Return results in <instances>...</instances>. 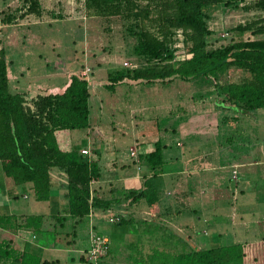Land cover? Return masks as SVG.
Returning a JSON list of instances; mask_svg holds the SVG:
<instances>
[{
  "label": "trees",
  "instance_id": "obj_1",
  "mask_svg": "<svg viewBox=\"0 0 264 264\" xmlns=\"http://www.w3.org/2000/svg\"><path fill=\"white\" fill-rule=\"evenodd\" d=\"M21 1L29 4L26 13H39V0ZM20 7L11 9L4 5L5 9H0V24L21 18L24 13H17ZM231 8L255 13L234 23L229 28L232 37L224 36L227 41L210 45L209 36L215 35L216 30L208 28V21L217 10L225 12ZM83 9L86 16L120 17L134 38L133 51L138 56L136 66L108 73L102 83L106 90L112 92L124 79L140 83H163L174 78L201 79L210 81L221 96L218 100L232 109H264V0H83ZM177 27L183 32L181 50L169 46L172 29ZM228 70H233L237 77L219 85L216 76ZM87 86L88 81L74 72L59 87L35 93L11 91L7 84L4 51L0 47V170L6 195L15 199L25 194L33 202L51 203L54 198L51 169L60 171L64 178L59 208L51 204L46 213L0 215V228L17 236L20 230L30 238L37 237L35 244L29 240L21 242L22 247L17 252L9 247L12 237L8 242L0 238V264H58L57 259L45 261L41 256L42 246L54 244L81 250L78 260L92 264L85 262L90 228L107 238L104 258L112 250L109 247L112 238L92 221L91 212L98 209L105 212L103 220L109 226L115 225L133 234L134 239L127 242V248L137 255L129 253L130 263L126 264H264V237L167 251L163 250L166 245H176L180 240L161 220L141 221L143 226L138 231V222H132L125 214L107 210L117 199L103 198L92 186L99 178L97 152L90 148L86 160L77 148L71 147L70 141L73 129L89 126ZM156 144V154L149 151L144 156L139 155L151 176L164 170L159 142ZM147 190L144 179L142 184L125 188L124 197L131 203L145 199L149 209L155 210L154 201L149 200L155 195ZM106 214L118 215V221L108 223ZM158 226H162V232L167 231L168 238L158 233ZM159 235L163 237L161 241L153 240ZM144 236H149L145 244L150 248L140 255L138 246ZM159 245L164 246L160 249ZM103 258L97 259L96 264H105Z\"/></svg>",
  "mask_w": 264,
  "mask_h": 264
},
{
  "label": "rangeland",
  "instance_id": "obj_2",
  "mask_svg": "<svg viewBox=\"0 0 264 264\" xmlns=\"http://www.w3.org/2000/svg\"><path fill=\"white\" fill-rule=\"evenodd\" d=\"M3 5L0 0V9L4 8ZM251 12L254 11H244L242 8H231L225 12L217 10L216 16L211 18L213 28L217 30L215 35L209 36L210 45L217 46L227 41V37L216 36L226 29L232 37L229 28L235 20ZM33 23L12 22L10 26L17 38L9 42L0 39L9 90L35 93L53 86L59 87L70 73L88 67L87 119L92 129L90 141L86 129H73L71 147L80 151L84 148L82 146L88 145V154L84 155L86 160L89 149L97 147L102 155L101 163L106 160L114 162L116 165H112L111 170L118 175L123 173L125 177L128 176L127 171L136 174L143 170L142 159L137 160L136 149L143 156L149 151L156 154V142H159L161 165L166 171L151 176L144 170L147 173L145 185L154 190L148 189L147 192L170 198L175 192L171 186L176 180L183 191L190 185L196 193L202 189L201 192L217 197L212 203L216 202L220 208L217 206L215 211H206L209 206L198 209L190 200H182L180 207L184 211L196 209L192 218L194 232L186 231V226L181 223L180 227L183 228L174 229V232L180 235L182 241L186 235L189 240L177 243L178 246L168 244L164 248V245H159L158 248L167 251L176 248L188 250L189 247L205 248L264 236V109H232L218 100L221 96L215 92L216 87L210 81L201 79L184 81L174 78L163 83L124 79V82L114 86L112 92L108 91L102 86L107 74L125 71L129 67L123 66L122 62L136 64L138 58L133 51L134 38L127 32L120 17L86 16L83 12L74 11L70 14L62 7L60 15H55L54 20ZM236 77L233 70H228L218 74L216 81L224 85ZM104 145L110 151L106 156L102 153ZM129 148L134 149L133 159L137 160L136 163L128 157ZM183 162H186L185 166ZM188 165L192 167L189 169ZM178 168L183 169L179 175L172 173ZM1 174L0 170V181ZM60 174L58 170L51 171L56 184L61 183ZM197 184H201V187ZM125 188L128 189L126 186L118 187L115 197L123 199ZM0 200L5 207V193ZM12 200L15 208L10 207L11 214H32L39 210L38 206L31 207V199L25 201L22 196H17ZM4 214L6 212H0V215ZM131 215L134 220H139L141 216L138 212ZM205 216L209 218L206 224L203 223L207 220ZM169 219L163 217V224L172 230ZM182 219L185 221L186 218ZM216 223L221 224L219 232L212 231L211 226ZM88 224L91 223L88 221ZM116 228L118 226L112 225L110 229ZM161 234L165 237L167 231ZM36 238L32 239L36 242ZM199 238L207 239V242H201ZM51 248V258L60 259L62 246L54 244ZM148 248L145 241H141L139 254H144ZM126 250L124 245L117 246V258L126 254ZM131 252L137 255V252ZM80 253L79 249L71 250L64 259L69 255L72 257L71 264H84L78 260Z\"/></svg>",
  "mask_w": 264,
  "mask_h": 264
},
{
  "label": "crops",
  "instance_id": "obj_3",
  "mask_svg": "<svg viewBox=\"0 0 264 264\" xmlns=\"http://www.w3.org/2000/svg\"><path fill=\"white\" fill-rule=\"evenodd\" d=\"M3 2L2 4L5 5V7L10 6L11 9H14L15 7L12 5H6L8 0H3L1 1ZM39 13L35 15V17L37 18V21L34 22L33 24H37V23H41V22H50L51 20H54V14L55 13H59L63 7V10L66 8L68 10L69 5L67 3H65L62 0H39ZM3 5V6H4ZM77 7V6H75ZM65 14V13H64ZM21 24H32V23H21ZM11 23L9 24H5L2 25L1 24V30H0V39L3 40L5 39L7 42L12 41L13 39L17 38V34L15 32H12V27L10 26ZM78 72V71H76ZM90 81L93 80L92 76H90ZM96 81V80H95ZM56 87V86H53ZM93 128V127H92ZM86 135L88 136L90 134L91 126L86 129ZM71 136V134H70ZM91 135H89V137L87 139L90 138ZM71 138V137H70ZM90 141V139H89ZM91 142H93V140H91ZM100 142V141H99ZM94 143V142H93ZM103 145V143H102ZM84 148H88V145L82 146ZM105 149L102 153L104 154V156L107 155V153L109 151L108 147L106 145L103 146ZM106 147V148H105ZM108 149V150H107ZM96 152H97V163L99 166V178L96 182L92 183V186L95 188V190L97 192H99L103 198L105 199H117V201L114 203H111V205L109 206V208L107 210L113 211V212H119L121 214H125L126 218L130 219L132 222H138V231H140V228L143 226L140 222L141 221H152L153 219H159L163 222V217H169L171 220V227L173 228L172 230L170 229V231L174 234H176L179 237V244L181 243H185V240L188 239L186 235V237H184V241H182L180 239V235L178 233L174 232V229L176 230H181L182 228L181 223H183V226H186V231H193L194 232V226H193V221L192 218L194 219V213L196 211V209H189L188 212L184 211V208H181L180 206L182 205V200H190L195 206H197L198 209H204L205 206H209V208H206L208 211L212 210L215 211V208L218 206V208H220V205L216 204V202H213V200H217V197L215 196V194H206L201 192L202 189L199 190L198 193H196L194 190H191V186L187 185L185 191H183V188L181 185H179V182H177L176 180L173 181L172 183V190L175 192H172L173 196L169 198V196H161L160 194L155 195L153 199L149 198V200H153L154 205H155V210H151L149 209V202L146 201L145 199H143V201L138 200L135 203H131L129 202V200H126L125 197H123V199L121 198H116L115 197V193L118 191V187H131V186H137L139 184H142L144 177L147 173H145V169L144 166L142 172H137L136 174H133L132 172H126L128 173V176L123 177V173L121 174H115V172L111 169H113L112 165H116L114 164V162H111L110 160H106L104 161V163H101V153L100 151L97 150V147L95 148ZM136 153H137V160H139V155L140 151H137L136 149ZM128 157L130 158V156L128 155ZM133 159V157H131ZM134 160V159H133ZM137 160H134V162L136 163ZM139 162V161H138ZM137 162V163H138ZM108 163V164H107ZM183 166H185L186 162H183ZM119 166H122L120 164H117ZM116 167V166H114ZM138 166H136V169ZM190 167L188 165V168L190 169ZM182 168V167H181ZM53 170H56L54 168H52ZM51 169V171H52ZM166 171V169H164ZM183 169L178 168V170H173L172 173L179 175L182 172ZM193 170V169H192ZM51 171H50V177H51V182H52V195L54 196L53 198V203H47V202H32L33 204H31V207H35L38 206L39 210H37L36 212H31L32 214L35 213H46L49 206L51 204L56 205L58 208L59 206V198L61 196V187H63V181L64 178L62 176V174H60L58 177H60L61 179V183L56 184V182L54 180H52V176H51ZM2 176V174H1ZM143 176V179H140ZM162 176V175H160ZM159 177V176H158ZM146 178V177H145ZM159 181H157V183L159 184L160 182V178L158 179ZM198 183V180H197ZM203 183V181L201 182V184ZM177 184V185H176ZM188 184V183H187ZM201 184H197L199 187H201ZM57 185V186H56ZM147 189H151V187H147ZM0 190H1V194H0V199L3 198V194L5 193L6 199H7V205L4 207L3 202L0 200V212H6V215H8L10 213V207L15 208V203H13L14 201L12 199H9L8 196L6 195V186L2 177V180L0 181ZM152 191H154L153 189H151ZM194 192V194L192 193ZM196 193V194H195ZM22 198H24L25 201H27V197L25 196V194L22 195ZM148 200V197H147ZM5 203V204H6ZM31 203V202H30ZM187 203V202H186ZM13 204V205H12ZM27 204V203H25ZM207 204V205H206ZM40 205H42L40 208ZM217 208V209H218ZM5 209V210H4ZM140 213V219L139 220H134L135 218H133V216L131 214L133 213ZM142 213H144L145 215H142ZM170 213V215H169ZM219 213V212H218ZM11 214V213H10ZM30 214V213H28ZM214 214V213H212ZM91 217H92V221L94 222L96 227H100L101 228V232L106 233L107 236L109 234V237L112 238L111 242H110V246L111 247V251H109V253L106 254V256L103 258V262H105V264H126V263H130L127 262V256L130 253V249L126 250L127 253L123 254L121 257L117 258V252L115 251L117 246L120 245H124L126 249L127 248V242L130 240H133L134 237H132L133 234H130L129 231H123L121 229V227H118L116 229H110L111 226H109V224L105 223L103 220V215H105V212L101 211L100 209L95 210L93 212H91ZM217 215L218 217H221L219 214H214ZM145 216V217H142ZM210 216V214L208 215V217ZM235 216V214H234ZM182 217L186 218L185 221L182 219ZM204 219H207V217L205 216ZM208 220L203 221V223H208ZM214 225V226H213ZM212 227V231L213 232H219L218 230L222 229L221 228V224L220 223H216L213 224ZM218 225V226H216ZM162 226H158L157 229L158 233L162 232L161 229ZM260 227V226H259ZM168 229V227H167ZM20 235L17 236V234L12 233L10 230L8 229H4V228H0V238L3 239L4 241L8 242V238L12 237L13 240L10 241L9 243V247L16 250L15 252H17V250L19 251L22 247V243L23 241H27L29 240L30 243L35 244L36 242L32 239V237L30 238L28 235H24L22 233V231L19 230ZM113 233V235H112ZM157 234V232H155V235ZM23 235V236H22ZM143 234L140 233V236H142ZM108 237V238H109ZM167 236H165L164 238H166ZM260 237H264L263 235ZM259 237V238H260ZM141 238V237H140ZM149 236H144L142 237V241L148 240ZM168 238V237H167ZM145 239V240H144ZM161 239H163L162 235H159L157 237H154L153 240L156 241H161ZM189 240V239H188ZM199 240H201V242H207V239H202L199 238ZM28 241V242H29ZM177 245V244H176ZM178 246V245H177ZM53 246H42V252H41V256L42 259L45 261H52L54 260V258H51V252L53 250V248H51ZM189 247V246H188ZM55 248V247H54ZM62 252H61V257L60 259H57L58 264H71L72 263V257L68 255V257L66 259H64L66 257V254L71 251L67 248H61ZM72 251H76V250H72ZM81 254V253H80ZM79 254V255H80ZM62 258L64 259L62 261ZM68 260V262H67ZM54 264V263H52ZM85 264V263H84Z\"/></svg>",
  "mask_w": 264,
  "mask_h": 264
},
{
  "label": "built area",
  "instance_id": "obj_4",
  "mask_svg": "<svg viewBox=\"0 0 264 264\" xmlns=\"http://www.w3.org/2000/svg\"><path fill=\"white\" fill-rule=\"evenodd\" d=\"M65 3H67L69 5V8L67 10V13H84V9H83V0H62ZM6 5H12L14 7L16 6H21L17 13H24L23 16L21 18H15L14 21L12 22H19V23H33L37 21V18L35 17L34 13L32 12H25V10L27 9V6H29L28 3L26 4H22L21 0H8ZM77 6V7H75ZM66 14V12H64ZM255 13V12H254ZM253 12H251L250 14L247 13V15H253ZM214 16H216V13L214 14ZM213 16V17H214ZM20 19V21L18 20ZM212 21V22H211ZM240 21H244V18H240V19H236L234 23L236 22H240ZM213 24L214 21L210 19V21H208V28L211 30H217L213 28ZM0 28H1V24H0ZM221 37H224L225 35H228V33L224 32V33H220L219 34ZM169 46L173 49L176 50H181L183 48V32L182 29L177 27V28H173L171 35H170V44ZM123 66H127L129 68H134L136 66L135 63H129V62H122ZM88 72H89V68L88 67H84L81 70H79L77 73L82 76L86 81H89L88 79ZM81 154L85 155L88 154V149L87 148H83L79 151ZM129 156L133 157L134 156V149L133 148H129L128 150ZM135 158V156L133 157ZM107 212V211H106ZM118 215L116 214H106L105 219L108 223H113V222H117L118 221ZM91 226V224H89ZM89 249L87 250V253L85 255V262H92V264H96L97 263V259L99 257H101L105 251H106V241L107 238L104 235H99L97 233H95L91 228L89 229Z\"/></svg>",
  "mask_w": 264,
  "mask_h": 264
}]
</instances>
